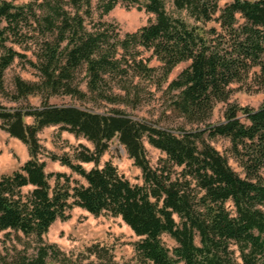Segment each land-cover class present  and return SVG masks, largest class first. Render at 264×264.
I'll use <instances>...</instances> for the list:
<instances>
[{
    "label": "trees",
    "instance_id": "16d2710c",
    "mask_svg": "<svg viewBox=\"0 0 264 264\" xmlns=\"http://www.w3.org/2000/svg\"><path fill=\"white\" fill-rule=\"evenodd\" d=\"M171 2L169 13L165 0H98L103 15L121 3L154 16L122 35L114 23L92 21L91 0H43L36 7L0 0V91L5 70L20 56L7 42L22 44L26 28L36 33L30 65L40 79L17 78L10 98L43 99L38 108H0V128L26 145L30 156L0 177V232H19L36 243L33 256L17 253L2 258V264L58 261L62 253L42 237L73 207L95 217H119L141 238L134 244L136 264H264V105L228 104L223 120L211 122L215 106L228 102L232 84L252 76L264 89V0ZM153 60L158 66L150 65ZM181 63L189 64L167 90L173 93V112L192 129L175 132L119 110L96 113L47 103L64 95L129 105L139 102L144 83L161 86ZM54 125L93 145V150L82 146L73 158L50 157L84 184L69 188L64 174L45 173L37 135ZM205 136L228 140L243 177ZM114 138L141 170L142 185L131 184L109 161L98 167ZM144 139L165 154L161 167L149 164ZM82 163L94 167L87 171ZM162 235L174 241L172 248L163 244ZM92 253L100 264H115L105 248L92 247Z\"/></svg>",
    "mask_w": 264,
    "mask_h": 264
},
{
    "label": "rangeland",
    "instance_id": "374dc122",
    "mask_svg": "<svg viewBox=\"0 0 264 264\" xmlns=\"http://www.w3.org/2000/svg\"><path fill=\"white\" fill-rule=\"evenodd\" d=\"M5 1L18 6L32 4L36 7L43 0ZM165 2L167 11L172 13L173 6L171 0H165ZM224 2L222 1L221 5ZM98 4V0H91L92 21L97 22L101 20L114 23L118 26L120 34L122 35L136 32L154 20L152 14H148L144 10L139 11L135 7L121 3L117 4L108 14L103 15L98 8ZM21 34L24 35V42L22 44L7 42L8 47H12L14 51L20 54L3 74V91H0V108L8 110L27 107L38 108L43 103V99L36 95L28 96L19 101H13L10 98L15 93V80L17 78L28 83H35L40 79L38 71L30 65V62H35L34 55L37 51L36 33L24 28ZM188 64L181 63L176 66L168 76L167 82L159 87L144 83L139 102H131L129 105L93 102L90 99L79 100L64 95L52 96L48 99L47 103L53 106H74L96 113H107L111 110H119L134 120H143L175 132H178V127L192 129V126L185 124L173 112L171 108L173 93L167 90V84L186 68ZM150 65L158 66V63L153 60L150 62ZM79 79L83 80V75ZM81 87L84 89L83 83ZM230 89L231 95L228 102L219 103L215 106L211 118L212 123L223 120V113L228 104L251 109H258L264 105V89L260 88L252 76L248 77L242 83L232 84ZM25 121L27 123L32 122L31 119H25ZM37 137L41 146L38 159L40 162H44L45 173L47 175L54 173L64 174L67 178V186L69 188L84 184V181L79 175L73 173L59 161L51 160L50 157L51 155L58 157L66 155L73 158V155L82 146L93 150V145L83 136H76L64 130L60 125L43 128ZM205 140L227 158L228 164L235 172L241 177L244 176L241 167L229 151L230 146L227 139H207L205 136ZM143 145L151 167H161L166 159L165 154L149 145L146 139L143 140ZM29 158L30 156L26 145L10 137L0 128V177L18 170ZM108 161L131 184L142 185L141 170L134 165L133 160L128 157L124 147L119 143L117 138L112 139L108 143L107 150L102 155L98 167L101 168ZM82 167L88 171L94 165L93 163H82ZM48 181L51 187H55L56 181L54 176H51ZM64 182V179L58 181L61 185ZM30 189L26 188L23 191L27 192ZM67 215L68 218L66 220H56L50 226L48 232L42 237L44 243L55 245L60 253H62L58 261L55 259L48 260L47 264H100L96 255L92 253V247H96V249H107L115 264H136L134 244L141 238L137 237L119 217H112L107 214L95 217L78 207L69 209ZM18 238L21 240L19 241ZM161 240L168 248L174 246V241L167 235H162ZM196 243H198V238H196ZM35 248L36 243L33 237H24L19 232H0V264H2V258L10 259L17 253L33 256L35 254Z\"/></svg>",
    "mask_w": 264,
    "mask_h": 264
}]
</instances>
